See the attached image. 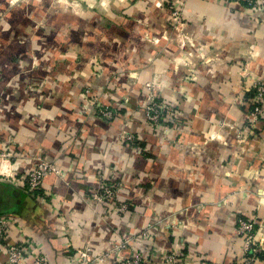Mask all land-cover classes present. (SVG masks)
<instances>
[{
	"label": "clouds",
	"instance_id": "clouds-1",
	"mask_svg": "<svg viewBox=\"0 0 264 264\" xmlns=\"http://www.w3.org/2000/svg\"><path fill=\"white\" fill-rule=\"evenodd\" d=\"M33 2L58 41L33 52L59 68L36 89L50 110L0 108V264H264V0ZM21 190L50 197L58 244L16 215Z\"/></svg>",
	"mask_w": 264,
	"mask_h": 264
},
{
	"label": "crops",
	"instance_id": "crops-1",
	"mask_svg": "<svg viewBox=\"0 0 264 264\" xmlns=\"http://www.w3.org/2000/svg\"><path fill=\"white\" fill-rule=\"evenodd\" d=\"M18 5H25L24 7H12L7 15H5V8L11 4V0H0V108H3L6 113L12 114L19 120H23V115L19 109L25 105L29 100L33 101V107L44 108L50 110V107L44 103V99L49 94L50 88L44 87L42 91L37 93L36 89L41 88L50 77L58 74L59 66H53L52 60H41V53L39 50L33 52L32 40L34 37L36 43L40 44L45 52L55 48L58 41L54 39L55 33L47 34L44 28H36L37 20L35 17V3L33 0H16ZM7 22L9 27L4 28V22ZM135 24V22H132ZM34 30V31H30ZM127 32L128 30H123ZM119 34V32L117 33ZM186 34H188L186 32ZM207 35V32H205ZM83 43V41H77ZM91 45L92 42H88ZM252 46L249 40H243L238 36L231 41V50L229 55L234 58L230 63H236L238 58L241 63L247 64L249 61L243 53L246 49ZM188 46L185 45V49ZM64 49H59L63 51ZM115 50V48H113ZM33 53V55H29ZM37 62H39L37 64ZM207 88L208 85H205ZM249 91L252 92L250 89ZM253 94V92H252ZM251 96L248 97L251 98ZM10 105V107H6ZM69 119H75V113L71 108L68 110ZM102 132L103 128L97 126ZM118 178H114V181ZM142 187H151V183ZM72 193L69 192L67 197L71 198ZM130 196L132 194H129ZM45 197L51 203L50 197L43 192H29L21 190L10 197L15 205L19 206V211L16 215L29 228L36 227L40 229L41 240L47 242L51 240L58 244L57 235L60 228V219L53 217L49 209H45L37 200L38 197ZM131 207H135L131 204ZM9 208L7 202H0V217H5L4 212ZM77 212L80 209H76ZM195 213L189 218V223L195 224ZM58 217L65 216L62 210L57 214ZM179 218V217H178ZM242 219L247 220L246 217L241 215ZM18 226V225H17ZM91 227L93 230L96 228V221H92ZM66 238L68 234H65ZM83 240V237H81ZM77 248L73 244H69L67 249H56L53 253V259L63 257L64 259H72L76 255ZM186 255V254H185ZM264 259V254L261 256Z\"/></svg>",
	"mask_w": 264,
	"mask_h": 264
},
{
	"label": "built area",
	"instance_id": "built-area-1",
	"mask_svg": "<svg viewBox=\"0 0 264 264\" xmlns=\"http://www.w3.org/2000/svg\"><path fill=\"white\" fill-rule=\"evenodd\" d=\"M253 95L251 98H249V100L252 103L253 106V110H255V108L259 107V108H264V84H261L260 82H257V84L251 88ZM115 183V182H113ZM104 191H110L109 186H105V188L102 190V193ZM6 218L4 217H0V229L3 228L4 222H5ZM242 222H247V220L242 219ZM236 226H239V224H237Z\"/></svg>",
	"mask_w": 264,
	"mask_h": 264
},
{
	"label": "trees",
	"instance_id": "trees-1",
	"mask_svg": "<svg viewBox=\"0 0 264 264\" xmlns=\"http://www.w3.org/2000/svg\"><path fill=\"white\" fill-rule=\"evenodd\" d=\"M253 95V94H252Z\"/></svg>",
	"mask_w": 264,
	"mask_h": 264
}]
</instances>
